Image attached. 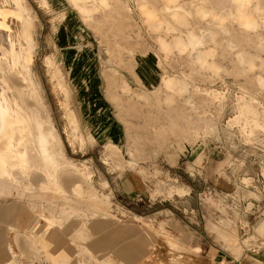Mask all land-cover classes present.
<instances>
[{
	"label": "rangeland",
	"instance_id": "374dc122",
	"mask_svg": "<svg viewBox=\"0 0 264 264\" xmlns=\"http://www.w3.org/2000/svg\"><path fill=\"white\" fill-rule=\"evenodd\" d=\"M52 1L53 4L61 3ZM179 1L185 8L190 5L188 0ZM21 2L26 7L22 8V12L32 23L36 42L31 68L41 89L46 114L54 123L59 156L72 162L70 170H73L74 164L80 171L88 173L86 177H80L79 184L94 190L107 212L105 215H93L91 210H76L78 206L69 205L67 208L72 212L61 215L60 221L74 223L78 228H83L85 222L87 225L93 219L108 221L113 230L124 228L131 231L132 236L126 233L121 246L132 243L134 236L145 238L142 254L137 258L117 257L115 249H108L100 254L103 256L98 259L101 263L107 262L104 260L108 256L112 259L109 264H264V234L258 229L264 220V82L244 83L243 76L231 73L228 56L221 60L225 65L223 68L199 74L195 66L189 65L187 58L182 57L191 56L193 50L185 48L182 54L176 51L171 55L162 54L163 50L152 38L149 42L158 63L154 73L157 84L162 75L178 77L190 72L192 67L194 74L188 79V89L181 95L177 94L172 104L165 100V103L160 101L153 105L158 110L159 121L156 124L167 125L171 119L177 118L184 126L185 120L181 117L184 111L189 114L193 125L189 128L193 132L198 131V134L193 141L188 136L168 137L161 147H155L150 139L142 137L144 155L148 157L142 159L144 166L130 167L127 165L129 160L132 161L130 155L136 154L134 148L124 147L121 162L117 157L108 155L107 143L101 136L103 128L110 122H105L103 118L108 110L97 112L93 105L80 102L77 89L80 84L72 80L71 83L61 55L55 53L54 21L64 9L59 7L52 11L41 0ZM153 3L158 10L160 0H153ZM226 3L230 1L226 0ZM5 4L8 8L13 7L9 1ZM229 7L222 8L226 27L230 20ZM134 10L136 30L143 36L151 35L142 22L138 8ZM216 18L210 14L204 17L199 30L210 39V61L216 58L213 50L222 51L215 43L223 41L224 45L227 38L223 40V35H230L215 32ZM10 26V30L14 29L13 21H10ZM180 32L185 35V31L170 30L168 40L174 37V33ZM236 48H233L234 52ZM251 51L255 49L251 48ZM256 52L259 57L253 60L257 64L248 73L264 79V66L260 64L264 50L260 48ZM45 58H49L50 63H46ZM59 81L67 93L63 94ZM157 96V91H154L153 101ZM102 104L103 108L109 105ZM246 104L259 111V126L255 129L240 119L244 115L240 114L239 106ZM97 137L100 141H96ZM164 149L172 151L165 159L160 156ZM130 177L137 181V187L132 186ZM9 190H2L0 185V203L8 206L16 200ZM82 197L83 193L74 195L73 199L81 201ZM56 198L53 195L52 199ZM18 201L20 211L27 213L26 218L39 219L40 227L46 229L43 217L39 216L40 212L51 210L46 206V200L23 196ZM13 217L14 221L19 218L15 214ZM19 224L7 223L0 217V264H65L44 257H25L20 253L14 242L15 235H23V238L35 236V239L50 243V246L54 243L40 232H32L21 222ZM70 246L67 247V264H85L91 251L85 250L89 253L87 255L80 251L76 243ZM93 255L96 256L94 251Z\"/></svg>",
	"mask_w": 264,
	"mask_h": 264
},
{
	"label": "bare ground",
	"instance_id": "6f19581e",
	"mask_svg": "<svg viewBox=\"0 0 264 264\" xmlns=\"http://www.w3.org/2000/svg\"><path fill=\"white\" fill-rule=\"evenodd\" d=\"M8 1L13 4L12 8L6 7L5 3ZM41 1L47 4V0ZM229 1L230 3L227 4L226 0H188L190 5L185 8L179 0H160L158 10L154 7L155 5L153 6L152 0H136V3L142 22L147 26L152 38L158 42L163 50L162 54L171 55L175 51L182 54L185 48L193 50L191 56L182 57L187 58V63L195 66L199 74L223 68L225 65L221 63V60L228 56L231 73L243 76L244 83L251 85V82L252 84L257 81L264 82V79L248 73L252 66L257 64L253 60L259 57L256 51L260 48L264 50V0ZM69 2L89 24L92 21L99 22L93 16L94 12L107 17L113 12L110 18L112 21H115L117 16L123 20L125 15L124 6L118 0H112V2L110 0H69ZM148 2H151V5ZM226 7L230 9L228 27L225 26L223 19L225 13L222 11V8ZM22 8L26 7L21 0H0V185L4 191L10 189L9 191H12L16 198L9 206L0 203V217L10 224L21 222L23 227L30 228L32 232H40L42 236L50 238L54 243V246H50V243L38 241L35 236L23 238V235H15L14 242L25 257H44L55 263L67 264V252H69L67 247L71 248L70 245L76 243L84 254H89L84 252L85 250L91 251L85 264H109L112 259L108 256L104 260L107 262L98 261L103 257L100 256L103 250L108 249H115L117 257L137 258L142 254L145 238L134 236L135 240L132 243L121 246L122 238L127 237L126 233L132 236L131 231L128 232L123 227V229L113 230L108 221L93 219L87 225L85 222L83 228H78L74 223L65 224L66 222H61L59 219L61 215L72 212L67 208L69 205L78 206H74L76 210L79 208L91 210L93 215L96 213L105 215L107 212L101 204L102 200L97 198L96 192L89 186L79 184L82 179L80 177H86L88 173L84 170L80 171L74 164H72L73 170H70L72 162L59 156L54 123L51 122V116L46 114L41 99V89L31 68L36 44L32 23L28 15L23 14ZM51 10L54 11V9ZM101 14L97 18L103 16ZM209 14L217 17L216 33L230 34L228 37L223 35V40L227 38V41L224 40V45L223 41L215 43L222 48V51L213 50L216 58L212 61L209 60L210 39L199 31L201 21ZM62 18L63 14L59 21ZM10 21L14 23L12 30H10ZM257 27L259 29L256 30ZM170 30L185 31V35L182 32L174 33V37L168 40ZM234 47H237L235 52ZM251 48L255 51L252 52ZM45 62L50 63V59L45 58ZM120 64L127 66L129 61L120 62ZM260 64L264 66V58L260 59ZM192 68L187 74L178 77L162 75L157 89L153 90V92L157 91L158 96L151 102L143 96L144 91L131 88L121 78L117 82L111 73L101 70V75H104L103 79L106 81V95L113 101L114 108L124 124L125 138L130 141L126 144L128 149L137 148L139 144L136 143H141L142 137L150 139L155 147L164 146L165 140L171 136L175 138L188 136L192 141L196 139L198 131L193 132L189 128L193 126L190 123L189 114L182 111L184 126L179 124L177 118L171 119L167 125L165 123L159 126L156 124L159 121L156 115L158 110L153 108V105L156 106L160 101L166 100L167 103L172 104L177 94L181 95L188 89V83H190L188 79L194 77ZM52 77L53 75L50 76L51 79ZM59 83L64 91L63 94L67 93L65 86L60 81ZM162 91L163 93L160 94ZM120 94L126 98L121 100ZM66 97L64 103L68 112ZM134 98L136 101L142 99L143 104L137 106L133 102ZM122 110L127 112L123 114H127L128 118H121ZM239 111L241 115H244L240 119L250 123L251 129L259 126L257 121L259 111L251 104L239 106ZM133 117H140V120L136 122L132 119ZM134 130L135 135L132 136ZM101 136L102 139L104 138V143H107L108 155L117 157L118 162H121L125 139L118 140L116 135L109 137L106 133ZM96 141H100L99 137ZM130 156L131 160L135 159L134 155ZM58 163L61 164L58 165ZM60 192L62 194H59ZM81 193L84 197L81 201H75L73 196ZM53 195L57 196L56 200L52 199ZM23 196L29 199H45L46 206L51 207L47 213L43 211L39 213V216L44 219L42 223L46 229L40 227L39 219H27V213L20 211L18 199ZM14 214L19 217L15 221ZM258 229L264 234V220ZM32 232L29 233L32 234ZM95 233L98 235L93 237ZM99 250H101L100 253ZM93 251L96 256L93 255Z\"/></svg>",
	"mask_w": 264,
	"mask_h": 264
},
{
	"label": "crops",
	"instance_id": "0c3cea01",
	"mask_svg": "<svg viewBox=\"0 0 264 264\" xmlns=\"http://www.w3.org/2000/svg\"><path fill=\"white\" fill-rule=\"evenodd\" d=\"M58 1L61 3L53 4L52 0H47L46 4L51 9L59 7L64 9L61 12L63 14L61 21H59L61 15L54 21L53 44L55 53L61 55L70 81L80 84L77 88L79 89L80 102L84 105H93V109L97 112L108 110V112H104L103 118L105 122L106 120H110V122L103 128L104 133L109 137L116 135L118 140L124 138L123 146L127 147L126 144L130 141L125 138L124 124L118 116V111L114 108L113 101L106 95V81L103 79L104 75H101V70L111 73L117 82L121 78L131 88L144 91L143 96L148 98L147 101H153V90L158 86L157 76L154 75L157 59L154 57L149 42L152 40L151 35L148 34L149 37L143 36L141 32L138 34L136 30V10L132 11V9L138 8L136 0H118L125 9L123 20L117 16L116 20L112 21L110 18L111 14L113 16V12L108 14L109 18L99 12H94L93 16L99 22L92 21L91 24L84 20L69 0ZM148 4L151 5V2ZM100 14L103 16L97 18ZM125 61H129V65L120 64V62ZM125 98L126 96L120 94L121 100ZM101 100L103 103L109 104L107 108H103ZM133 102L137 106L143 104L142 99L136 101L134 98ZM150 107L152 108V106ZM83 109L85 110V107ZM89 110L91 109L89 108ZM123 112L127 113L122 110L121 118H128L127 114H123ZM132 119L138 122L140 117H133ZM134 132L135 130L132 136L135 135ZM109 140L111 139L109 138ZM140 142L136 143L139 146L134 148L136 154H132L135 159L129 160L128 162H132V164L128 163L127 166H144L141 164L142 159L144 160L148 156L144 155L142 145L144 140L141 139ZM171 153V150L164 149L160 152V156L165 159ZM129 181L132 186H138L133 177H130Z\"/></svg>",
	"mask_w": 264,
	"mask_h": 264
}]
</instances>
